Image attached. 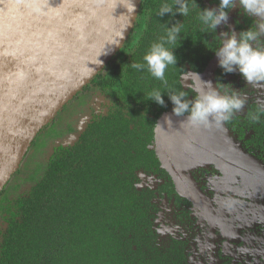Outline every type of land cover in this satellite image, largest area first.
<instances>
[{
  "label": "trees",
  "instance_id": "1",
  "mask_svg": "<svg viewBox=\"0 0 264 264\" xmlns=\"http://www.w3.org/2000/svg\"><path fill=\"white\" fill-rule=\"evenodd\" d=\"M162 2L142 1L133 38L123 46L120 63L101 81L100 72L81 91L99 84L114 105L106 114L91 118L73 140L53 147L29 190L0 201V264H186L175 242L162 240L157 231L160 209L154 193L137 187L138 172L162 173L155 128L162 117H177L167 95L161 106L148 101L147 94L157 88L168 94L171 88L193 98L196 94L189 85L214 56L217 38L214 32H202L196 18L199 9L207 8L204 0H196L199 9L194 7L187 17L179 13L158 17ZM177 21L185 27L174 50L176 67L166 70L165 86L146 68L135 70L130 64L142 63L151 43L165 34L164 25L171 27ZM228 74L219 68V84ZM249 113L255 115L256 110ZM252 115L248 121L232 117L226 125L240 150L241 143L251 151L261 147L260 155L251 154L264 166V117L256 121ZM250 130L256 139L247 135ZM164 190L172 196L176 193L174 187Z\"/></svg>",
  "mask_w": 264,
  "mask_h": 264
},
{
  "label": "water",
  "instance_id": "2",
  "mask_svg": "<svg viewBox=\"0 0 264 264\" xmlns=\"http://www.w3.org/2000/svg\"><path fill=\"white\" fill-rule=\"evenodd\" d=\"M142 1L133 12L132 0H0V195L38 134L126 44ZM218 65L215 57L198 74L213 87ZM194 82L200 91L197 75ZM186 117H162L155 148L193 202L203 199L184 172L210 166L264 194L263 167L235 147L222 124L193 126Z\"/></svg>",
  "mask_w": 264,
  "mask_h": 264
},
{
  "label": "clouds",
  "instance_id": "3",
  "mask_svg": "<svg viewBox=\"0 0 264 264\" xmlns=\"http://www.w3.org/2000/svg\"><path fill=\"white\" fill-rule=\"evenodd\" d=\"M235 4L236 0H219L218 8L200 10L196 0H163L156 15L163 17L168 13L175 16L179 13L187 17L195 7L199 9L196 18L202 25L201 31L215 33L222 22H227L228 12ZM239 5L244 14L257 18L255 25L241 31L239 36L235 32L221 33V44L214 53L225 73L238 71L248 84L264 82V0H239ZM132 10L135 11V0H132ZM184 27V22L177 21L171 27L166 23L165 34L151 43L143 56V62H132L130 67L135 70L146 68L153 78L167 86L166 70L169 66L176 67L178 58L174 50L180 46L177 41ZM196 75L203 88L192 99H188L189 96L184 90L168 88V94H165L157 88L148 92V101L163 106L164 95H167L173 105L174 115L180 117L187 113L186 122L204 127H208L211 122L219 126L245 108L246 99L241 97L239 91L226 87L223 83H217L213 87L211 81H203L197 73ZM261 115H264V106L258 108L252 119L259 121Z\"/></svg>",
  "mask_w": 264,
  "mask_h": 264
},
{
  "label": "flooded vegetation",
  "instance_id": "4",
  "mask_svg": "<svg viewBox=\"0 0 264 264\" xmlns=\"http://www.w3.org/2000/svg\"><path fill=\"white\" fill-rule=\"evenodd\" d=\"M203 3L209 9L218 8L219 0H204ZM235 7H236V11L232 16L233 22H230L231 20L230 16ZM256 19H257L256 17H250L247 14H244L243 11L241 10V6L239 5V0H236L235 6L232 9H230L228 12L227 22L226 23L222 22V23L223 25L227 26L229 32H235L237 36H239V33L241 31L247 30L250 26L255 25ZM221 24L217 27L215 32L217 38L216 40L217 48L221 44V39H220ZM134 29L132 33L134 32ZM132 33L129 37L130 39L133 38ZM122 52L123 50L121 49L119 53L113 58L111 63H113L117 59V57L121 59L120 55L122 54ZM215 57L216 55L214 54L211 60ZM210 61L208 62V64L210 63ZM111 63L109 65H111ZM116 64L118 63L116 62L114 65ZM219 68L220 66L218 65L215 73L216 85L217 83L219 84L216 77ZM202 73H198V74H202ZM232 74L233 73H229L225 77L226 82H224L223 84H226L225 85L226 87H228V78ZM194 77L195 75L192 78V84L189 85V87L194 92L193 95L199 92L194 82ZM101 79H99V81H101ZM186 79L188 78L186 77ZM95 86L96 88L100 89L99 84ZM104 94L106 96V99L104 100L105 102L103 103L101 108L96 109L93 113H91V118H95L99 114H106L109 111V109L112 107V105H114L115 102L113 103V97H111L106 93ZM189 98L192 99V95ZM259 107H261V105L257 103H251L245 115H234L233 117H242L244 121H248L250 109H255L257 112ZM263 117L264 115H261L260 118L262 119ZM222 125L226 128L227 133L229 135L226 122H223ZM252 133L253 132L250 130L247 132V135L251 138V140H254L256 139L255 136L257 134L255 133L252 134ZM154 142H155V135H154ZM232 143L234 144L233 141ZM241 146L243 147V150H240L235 145V147L239 151L255 159L264 169L262 163L257 158L254 157L262 153L263 150L261 149V147L259 145H256L258 147L256 149L253 148L251 151L249 148L243 146V143H241ZM155 152H156V148H155ZM159 161L162 164V168H163L162 173L149 174L146 171L138 172L139 179H138L137 187L139 191L150 190L151 192L154 193L155 195L154 202L160 209L158 219L160 218V214L165 213L166 209L171 208L170 219L171 221H173V227L176 233L175 235L164 236L161 239L174 241L175 245L177 246L175 247V249H177L179 253L183 254V259L185 260L186 264H257L255 260L258 257L256 256L255 251L256 249H258V246L252 245V240H249L248 236L249 234H253V233H255V236H263L264 233L262 235L260 234L262 233V231H264L263 230L264 223L261 222L257 227L252 226L250 230L245 229L246 226H243L242 229H240V231L238 232V234L236 235L233 234L234 235L233 236L230 233L229 229L227 228L225 218L223 216L221 218L220 217L221 215L218 213L216 209L215 199H216L217 191L215 190L216 185H214L212 181V174L224 178V180H226L229 183L240 184L244 186L247 189L246 191L249 192L250 190L249 193L251 192L259 193L263 200H264V194H262L260 191L256 189L250 188L248 185L244 184L240 178L235 182L228 181L215 166H210L207 168L186 170L184 172L188 181L191 182L193 186L198 189V192L202 196L203 204H196L195 202H193L189 194H185L179 188L176 179L174 178V176L170 174L169 170L165 167V165L163 164L160 158ZM172 187H174V189L176 190V193H174L173 196L170 195L168 191L164 190L165 188L170 190ZM176 195L181 198L180 201L176 199L175 197ZM247 200L251 201L250 199ZM199 210L201 214H199ZM158 219L156 220V222L158 221ZM243 222L247 223V221H243ZM252 236L254 237V235H250V237ZM254 239L256 240V237ZM248 240L251 243H249ZM258 264H264V261L261 260V263Z\"/></svg>",
  "mask_w": 264,
  "mask_h": 264
},
{
  "label": "rangeland",
  "instance_id": "5",
  "mask_svg": "<svg viewBox=\"0 0 264 264\" xmlns=\"http://www.w3.org/2000/svg\"><path fill=\"white\" fill-rule=\"evenodd\" d=\"M220 27L221 33L229 32L227 26L223 23ZM116 62H120L119 57L105 68L100 77L104 78ZM228 87H233L240 92L242 98L246 99L245 108L235 115H245L251 103L264 106V82L248 84L241 74L236 71L228 78ZM105 99V94L99 88H96L94 84L70 101L56 115L54 120L38 134L20 168L1 193L0 201L6 196L17 198L29 190L42 174L52 148L62 142L68 143L77 136V133L84 130L89 123L91 113L101 108ZM212 181L216 185L215 190L217 191L216 209L221 215L220 217L225 218L227 228L232 235L238 234L243 226H246L245 229L250 230L252 226L257 227L261 222L264 223V200L259 193H249L250 190L249 192L246 191L247 189L244 186L229 183L218 175L212 174ZM170 214L171 208L166 209L165 213L160 214V218L156 222V228L161 237L175 235L176 233ZM199 214H201L200 210ZM243 221H247V223ZM263 233L264 231L260 235ZM250 235H254V237H250ZM248 238L252 240V245L258 246L255 251L258 258L255 261L257 264L261 263V260L264 261V235L255 236V233H253L249 234ZM249 240L248 242L251 243Z\"/></svg>",
  "mask_w": 264,
  "mask_h": 264
}]
</instances>
